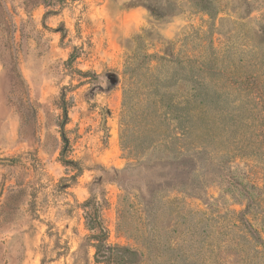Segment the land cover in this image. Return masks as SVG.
Listing matches in <instances>:
<instances>
[{"label":"rangeland","instance_id":"rangeland-1","mask_svg":"<svg viewBox=\"0 0 264 264\" xmlns=\"http://www.w3.org/2000/svg\"><path fill=\"white\" fill-rule=\"evenodd\" d=\"M92 197L136 264H264V0H0V264H105Z\"/></svg>","mask_w":264,"mask_h":264},{"label":"trees","instance_id":"trees-1","mask_svg":"<svg viewBox=\"0 0 264 264\" xmlns=\"http://www.w3.org/2000/svg\"><path fill=\"white\" fill-rule=\"evenodd\" d=\"M7 55H3L1 60L5 62V58ZM209 98H204L202 101L204 102L202 105H205ZM186 117L185 120L189 121L193 119V115L185 108ZM192 121V120H191ZM190 121V122H191ZM189 129V128H188ZM185 130L186 134H189V130ZM185 152H190L186 150ZM190 156H185L184 159H194L200 155H209L201 149H193L191 150ZM186 161V160H185ZM85 208L87 210L91 209V211L87 212V227L90 231H92V235L90 239L93 242V246L96 250L95 252V260L99 263L105 264H136L138 262V253L128 247H121V246H112L109 244L108 241V229L104 224V220L101 215V204L92 197L88 200L85 204ZM252 237L257 241V244H263L264 242L259 241L261 240L260 237H256L252 235ZM251 243V242H250Z\"/></svg>","mask_w":264,"mask_h":264}]
</instances>
